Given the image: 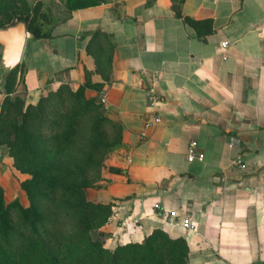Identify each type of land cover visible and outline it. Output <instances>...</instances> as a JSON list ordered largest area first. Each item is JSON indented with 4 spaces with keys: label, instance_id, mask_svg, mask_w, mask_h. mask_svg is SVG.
Masks as SVG:
<instances>
[{
    "label": "crops",
    "instance_id": "crops-1",
    "mask_svg": "<svg viewBox=\"0 0 264 264\" xmlns=\"http://www.w3.org/2000/svg\"><path fill=\"white\" fill-rule=\"evenodd\" d=\"M61 6L40 21L44 35L28 32L16 80L26 104L62 85L88 83L85 94L98 103L105 95L103 113L121 142L86 196L111 204L107 241L141 242L159 228L185 239L188 264H264V0ZM150 116L161 120L145 128ZM230 136L240 144L229 147ZM238 154L242 169L231 163ZM26 178L0 158L7 202L28 205Z\"/></svg>",
    "mask_w": 264,
    "mask_h": 264
},
{
    "label": "trees",
    "instance_id": "trees-1",
    "mask_svg": "<svg viewBox=\"0 0 264 264\" xmlns=\"http://www.w3.org/2000/svg\"><path fill=\"white\" fill-rule=\"evenodd\" d=\"M20 2L25 7L4 9L5 18L14 19L0 27L21 20L30 37H41L48 8L30 15L27 0ZM63 2L76 10L100 0ZM18 68L4 77L0 148L28 175L20 182L28 205L7 202L0 185V264H188L185 239L159 228L141 242L104 246L109 235L101 227L112 214L111 204L88 200L86 190L96 186L105 157L121 142L118 125L104 115L101 103L86 96L88 83L75 91L62 85L26 104Z\"/></svg>",
    "mask_w": 264,
    "mask_h": 264
},
{
    "label": "water",
    "instance_id": "water-1",
    "mask_svg": "<svg viewBox=\"0 0 264 264\" xmlns=\"http://www.w3.org/2000/svg\"><path fill=\"white\" fill-rule=\"evenodd\" d=\"M28 37L24 21L0 27V73L4 76L15 70L22 59Z\"/></svg>",
    "mask_w": 264,
    "mask_h": 264
},
{
    "label": "built area",
    "instance_id": "built-area-1",
    "mask_svg": "<svg viewBox=\"0 0 264 264\" xmlns=\"http://www.w3.org/2000/svg\"><path fill=\"white\" fill-rule=\"evenodd\" d=\"M228 45L227 42H223L221 43V47L222 48H225L226 46ZM225 58V57H224ZM149 101H150V105H154L158 102V98L156 95H154L153 93L149 95ZM99 102L101 104H103L105 102V95L101 94L100 97H99ZM160 117L158 116H150L148 117L145 121H144V127L147 128V127H150L152 126L153 124L155 123H158L160 122ZM145 133L142 132L141 133V136L144 137ZM240 144L239 142V139L235 136H230L229 137V147H235V146H238ZM196 147V142L195 141H191L188 145V160L191 161L195 154H194V149ZM4 156L1 148H0V158H2ZM232 165L239 168V169H242L244 167V162L242 160V157L240 154L236 155V157L231 161ZM181 227L182 229H184L185 231H190L191 230V222H190V219L189 218H183L181 220Z\"/></svg>",
    "mask_w": 264,
    "mask_h": 264
},
{
    "label": "rangeland",
    "instance_id": "rangeland-1",
    "mask_svg": "<svg viewBox=\"0 0 264 264\" xmlns=\"http://www.w3.org/2000/svg\"><path fill=\"white\" fill-rule=\"evenodd\" d=\"M27 4L30 6V15L35 12L36 10V14L38 13V11L41 10H46L47 9V13L50 15H55V13L58 10H62L60 7H62L61 5L64 4L63 0H27ZM10 5L12 8L14 7H19L20 9L25 7L20 0H0V22L4 20V22H8L10 20H13L14 18L11 17L9 20L8 18H5L6 13L4 11L5 8H7V6ZM8 20V21H7ZM0 52H1V47H0ZM99 219H96L95 223H99ZM102 229V227H101ZM108 239H106L104 246L107 248H112V242L109 243V241H107Z\"/></svg>",
    "mask_w": 264,
    "mask_h": 264
}]
</instances>
